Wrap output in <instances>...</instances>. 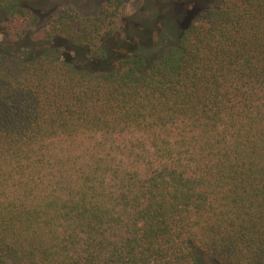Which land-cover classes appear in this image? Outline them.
I'll return each mask as SVG.
<instances>
[{
	"label": "trees",
	"instance_id": "obj_1",
	"mask_svg": "<svg viewBox=\"0 0 264 264\" xmlns=\"http://www.w3.org/2000/svg\"><path fill=\"white\" fill-rule=\"evenodd\" d=\"M40 1L0 0V264H264V0L27 46Z\"/></svg>",
	"mask_w": 264,
	"mask_h": 264
},
{
	"label": "rangeland",
	"instance_id": "obj_2",
	"mask_svg": "<svg viewBox=\"0 0 264 264\" xmlns=\"http://www.w3.org/2000/svg\"><path fill=\"white\" fill-rule=\"evenodd\" d=\"M106 0H43L31 5V10L40 18L39 31L32 40L25 44L37 46V39L40 31L47 26L50 17L55 14L62 6L74 5L85 15H96L101 10ZM126 5L124 19L121 25L123 37L129 33V27L138 28L146 18L162 19L171 16L178 25V28H186L194 18L195 14L208 2V0H123ZM160 28V24L158 25ZM155 40L158 36L153 35ZM4 33L0 32V48H10L13 44L6 40ZM38 48V47H37ZM68 57L75 60L80 58L67 48Z\"/></svg>",
	"mask_w": 264,
	"mask_h": 264
}]
</instances>
